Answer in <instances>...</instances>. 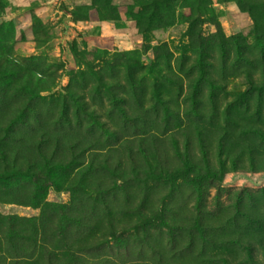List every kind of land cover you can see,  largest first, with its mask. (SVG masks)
I'll return each instance as SVG.
<instances>
[{"label":"rangeland","instance_id":"rangeland-1","mask_svg":"<svg viewBox=\"0 0 264 264\" xmlns=\"http://www.w3.org/2000/svg\"><path fill=\"white\" fill-rule=\"evenodd\" d=\"M0 264H264V0H0Z\"/></svg>","mask_w":264,"mask_h":264}]
</instances>
